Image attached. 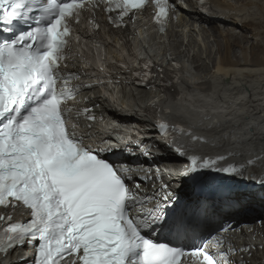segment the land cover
Listing matches in <instances>:
<instances>
[{
	"label": "snow or ice",
	"instance_id": "snow-or-ice-1",
	"mask_svg": "<svg viewBox=\"0 0 264 264\" xmlns=\"http://www.w3.org/2000/svg\"><path fill=\"white\" fill-rule=\"evenodd\" d=\"M97 3L0 0V32L10 34L0 37V209L4 210L0 212V253L38 241L33 264H62L67 257L71 264H231L230 254L248 248L235 249L215 235L175 245L157 238L154 230L145 234L154 226L167 227L178 239L185 234L184 222L168 224L160 200L146 208L151 197L139 194V184L129 186L131 170L101 158L76 132L73 117L80 110L74 113L68 101L82 87L91 86L71 84L79 76L68 72L64 64L71 51L68 37L71 21L78 22L80 12ZM104 3L109 22L119 27L135 10H143L148 0ZM151 3L154 22L163 31L169 11L175 8H170L169 0ZM143 67L151 65L145 62ZM143 76L148 78L150 73ZM86 118L95 119L91 114ZM157 127L165 137L169 135L168 124L158 122ZM171 131L189 134L178 126ZM175 151L184 155L179 147ZM225 159L223 155L190 156L181 174L212 169L242 176L253 163L250 159L246 165L217 166ZM172 198L171 193L163 196L164 201ZM19 208L30 219L12 221V213Z\"/></svg>",
	"mask_w": 264,
	"mask_h": 264
},
{
	"label": "bare ground",
	"instance_id": "bare-ground-1",
	"mask_svg": "<svg viewBox=\"0 0 264 264\" xmlns=\"http://www.w3.org/2000/svg\"><path fill=\"white\" fill-rule=\"evenodd\" d=\"M179 10L180 19L172 12L164 38L151 36L145 51L153 63L146 69L151 74V88L138 89L117 101L130 114L139 111L140 123L146 125L145 137L139 144L131 139L125 144L118 136L107 134L105 138L113 152L127 156L137 168L143 167V173L153 174L144 181L146 191L140 195L160 200L166 214L179 201L176 212L184 216L186 233L200 228L206 233L223 231L217 232L218 236L235 249L248 248L247 252L230 254L236 264H264V185H232L203 196L189 191L181 174L190 156L223 155L226 159L217 166L246 165L251 159L253 163L243 173L264 178V0H203V4L189 0ZM121 35L113 32L109 38L118 42ZM110 58L107 72L114 78L126 76V57L113 48ZM168 60L174 62L166 68ZM83 97L78 96L76 103H104ZM117 102L113 106L119 105ZM158 122L168 124L167 137L157 127ZM84 126L87 136L99 127L89 119ZM177 126L189 134L171 131ZM192 136L202 139L193 140ZM177 147L184 149V155L175 151ZM200 172L209 176L214 171ZM167 193L175 201H164ZM244 221L256 225L244 231Z\"/></svg>",
	"mask_w": 264,
	"mask_h": 264
},
{
	"label": "water",
	"instance_id": "water-1",
	"mask_svg": "<svg viewBox=\"0 0 264 264\" xmlns=\"http://www.w3.org/2000/svg\"><path fill=\"white\" fill-rule=\"evenodd\" d=\"M234 181L236 183H257V182H252V179L250 177H247V176H243L240 178H234Z\"/></svg>",
	"mask_w": 264,
	"mask_h": 264
},
{
	"label": "rangeland",
	"instance_id": "rangeland-1",
	"mask_svg": "<svg viewBox=\"0 0 264 264\" xmlns=\"http://www.w3.org/2000/svg\"><path fill=\"white\" fill-rule=\"evenodd\" d=\"M214 39H215L214 37L211 38V41H212L213 43H214ZM213 47H214L213 50H216V49H217V45H216L215 43H214V46H213ZM171 139H172V137H171ZM171 139H170V140H171ZM170 140H169V141H170ZM169 141H168V145H169V143H170ZM189 141H190V140H189ZM190 144H191V143H190ZM169 148H171V147H169Z\"/></svg>",
	"mask_w": 264,
	"mask_h": 264
}]
</instances>
